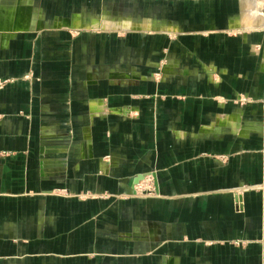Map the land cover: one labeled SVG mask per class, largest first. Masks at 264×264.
<instances>
[{
    "label": "crops",
    "instance_id": "crops-1",
    "mask_svg": "<svg viewBox=\"0 0 264 264\" xmlns=\"http://www.w3.org/2000/svg\"><path fill=\"white\" fill-rule=\"evenodd\" d=\"M252 1L110 0L102 14L55 17L126 34L95 60L47 48L36 63L30 46L22 58L0 46V264H264V41L243 21ZM23 2L0 1V45L32 23ZM149 29L198 57L153 81L154 62L134 54ZM147 172L154 196L76 195L130 194Z\"/></svg>",
    "mask_w": 264,
    "mask_h": 264
},
{
    "label": "rangeland",
    "instance_id": "rangeland-1",
    "mask_svg": "<svg viewBox=\"0 0 264 264\" xmlns=\"http://www.w3.org/2000/svg\"><path fill=\"white\" fill-rule=\"evenodd\" d=\"M109 1L110 0H108V2L107 0H32L31 3L23 2L21 3L23 7L24 6L26 8L29 7L32 17V23L29 25L28 28L20 32H17L14 35H11L9 38H7L6 43L0 46H14L13 48L20 53L21 58L23 57L22 54L25 53L24 47L30 46V50L34 51L33 52L34 58H31L29 56V59L31 58V60H33V62L36 63H41V61H43L44 59L48 60L51 57L48 56L50 55V52L47 50V48L53 49L51 54H54V56H52V58H58V59L65 58L64 56L65 52H69L68 53L69 55L72 54L70 56V59L84 58L86 61L95 60L97 59L96 58L98 56L97 51H100V47L102 46L107 47L108 45L109 46L120 45L121 43L119 42H122L127 37L126 34L123 31H115L113 32L114 33L113 34L111 31H106L104 29H99V28L93 29L92 27H87L83 29H74L70 27L67 29L66 28L62 29L60 27H57L56 24H54V18L59 16V17H67L66 19H68L70 14L75 12L87 13V14H102L101 10L103 6H105L106 9L108 6L112 5L111 3H109ZM5 3H9L8 5L11 6L15 4V2H4V4ZM118 3L119 1H117L116 3L117 7L123 8L124 5H119ZM143 4L147 5L148 7L149 6L152 7L153 6L152 4L154 3L137 2L131 4V6L132 9L134 8L133 10H136L137 8L139 9V7L142 9ZM252 4H253L252 9H254L253 11L262 13V16L264 17V0H253ZM127 6H125V8H127ZM252 18L253 17L250 16L251 20L254 19ZM251 20H248L249 24H252ZM106 21H109V23L112 22V24L118 22L107 18ZM99 25L101 27H105L102 26L101 23ZM252 26H256L260 34L259 37L261 41H264L263 22L254 24ZM67 32L68 34L66 35ZM155 33H157V31L152 29H149L147 31H142L141 33L142 35L141 36L139 35L140 37H137L136 39L138 43L134 45L135 46L134 54L136 58H140V57L145 59L147 58L148 60H151V62H154V64L152 65L149 64L147 66L148 75L153 81L160 80L161 77L164 76L163 74V72H165L164 69L165 70L169 69V67L173 73L178 74L179 67L175 65L173 66L174 63L172 62V60L180 59V61H183V60H187V58L188 59L195 58L196 56L190 54L187 51L179 52V47L170 46L169 40L176 39L178 37L177 36L178 34L165 32L166 35H163L165 36V40H164L162 35L157 36L159 35L157 34L156 35L157 37L154 36ZM234 33L236 32H232L231 34ZM150 35L153 37L151 38ZM155 39L159 43L162 42L163 40L164 46H157L155 44ZM66 41H68V43H66ZM116 41H118V43ZM77 46H79L78 47L79 49H76L75 51L74 48H76ZM123 58L124 57H121L122 62L116 64L117 65L121 64L120 66L124 68L125 63L128 62V60H124ZM77 62H79V60ZM101 62L102 61L100 60V63ZM24 75L27 76L26 74ZM8 80L9 78L0 79V88H2L3 85L6 83V81ZM147 88L150 90V87ZM243 97L244 94L242 95V98ZM242 102L245 103L244 100ZM260 102L264 109V98H262ZM131 187L130 188L132 189V192H130V194H122V193L108 194L107 191L93 192L87 190L85 192H79L78 194L76 193V195L81 199L82 198L86 199L91 197L106 199L115 196L117 198H120L121 200H124L125 198H129L130 196L147 197V196H154L156 194V182L154 179V175L151 172L144 173L138 176L137 178H135L132 182ZM245 187L247 186H243V188ZM55 192H59V193L61 192L70 195V192L67 191L66 188H56ZM235 205H236L235 207L238 210V208L240 207V202L236 201ZM240 243L241 240L239 239L233 241V244L236 245H240Z\"/></svg>",
    "mask_w": 264,
    "mask_h": 264
},
{
    "label": "bare ground",
    "instance_id": "bare-ground-1",
    "mask_svg": "<svg viewBox=\"0 0 264 264\" xmlns=\"http://www.w3.org/2000/svg\"><path fill=\"white\" fill-rule=\"evenodd\" d=\"M250 3V2H249ZM248 3V7H247V12L246 13H244V15H243V21H244V23H247V21L248 20H251L250 18H249V15H250V13H252V12H255L256 13V15L252 18L253 20H251V23L252 24H250V25H254V24H258V23H260V22H262L261 20H262V18H261V13L260 12H257V11H253L254 9H252L251 8V6H253V4H252V2L249 4ZM250 8V9H249ZM27 10V8L25 7V8H22L21 7V11H26ZM22 24V19L20 20V25Z\"/></svg>",
    "mask_w": 264,
    "mask_h": 264
}]
</instances>
